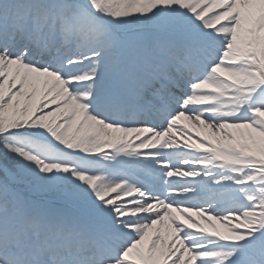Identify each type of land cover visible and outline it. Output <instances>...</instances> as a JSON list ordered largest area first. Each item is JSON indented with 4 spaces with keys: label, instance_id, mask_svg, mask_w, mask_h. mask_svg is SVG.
<instances>
[{
    "label": "snow or ice",
    "instance_id": "obj_1",
    "mask_svg": "<svg viewBox=\"0 0 264 264\" xmlns=\"http://www.w3.org/2000/svg\"><path fill=\"white\" fill-rule=\"evenodd\" d=\"M0 264H264V0H0Z\"/></svg>",
    "mask_w": 264,
    "mask_h": 264
}]
</instances>
